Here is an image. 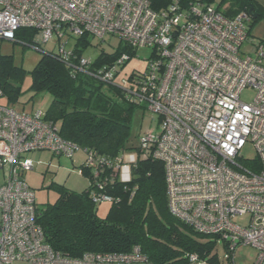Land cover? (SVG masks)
<instances>
[{"label":"built area","instance_id":"2783aa9c","mask_svg":"<svg viewBox=\"0 0 264 264\" xmlns=\"http://www.w3.org/2000/svg\"><path fill=\"white\" fill-rule=\"evenodd\" d=\"M248 12L225 16L213 4L186 7L171 0L155 11L149 0H0V39L15 40L22 28L35 31L39 47L70 34L102 42L119 39L133 53L96 66L75 48L59 44L58 58L71 77L122 89L127 99L151 114L157 129L140 134V156L163 163L169 212L198 233L221 239L228 264L235 250L251 246L252 264H264V59L263 45L252 40L255 55L241 51L249 35ZM35 47V48H36ZM145 51L143 70L124 69ZM250 102L241 100L246 88ZM1 96V90H0ZM251 142L256 159L241 149ZM82 149L60 136L45 111H17L0 104V264H152L138 246L128 252H84L71 257L46 242L36 222L35 192L23 178L34 166L26 153L49 151L71 158ZM81 164L94 178L90 196L111 202L105 179L130 178L135 152L111 164L94 150ZM38 163V162H37ZM110 169L109 175H105ZM103 178V181H97ZM248 216L247 223L236 221ZM190 262L198 261L196 254Z\"/></svg>","mask_w":264,"mask_h":264},{"label":"trees","instance_id":"16d2710c","mask_svg":"<svg viewBox=\"0 0 264 264\" xmlns=\"http://www.w3.org/2000/svg\"><path fill=\"white\" fill-rule=\"evenodd\" d=\"M149 2L153 10L159 11L171 0ZM191 3H212L227 17L240 11L248 12L252 7L256 17L248 12L251 17L249 33L252 24L264 18V7L258 0H179L182 7ZM34 37L35 31L31 29L15 32V39L26 43L34 42ZM79 40L87 42L85 37ZM122 52L131 54L133 50L119 45L111 54L101 53L94 64L109 63ZM30 73L31 89L45 90L51 95L46 118L59 123L62 138L85 151L94 150L111 164L128 152L137 155L130 165L128 181L117 177L105 179L103 191L112 196V201L104 216L96 213L97 203L90 196L94 178L87 170L81 167V173L89 181L86 190L74 191L55 184L56 200L38 206L36 214V222L52 249L78 257L84 252H128L138 246L152 264H199L189 261L190 254H196L199 262H214V238L198 233L169 212L163 163L159 159L140 156V132L137 144L132 141L133 112L144 109L131 103L117 86L96 83L84 75L71 77L57 53H43ZM24 74L13 64L11 56L0 55L1 96H6L9 103L19 98L18 82ZM109 171L107 169L105 175H109ZM97 181H103V178Z\"/></svg>","mask_w":264,"mask_h":264},{"label":"rangeland","instance_id":"374dc122","mask_svg":"<svg viewBox=\"0 0 264 264\" xmlns=\"http://www.w3.org/2000/svg\"><path fill=\"white\" fill-rule=\"evenodd\" d=\"M247 41L241 46V51L255 55V45L252 40H258L263 45L264 51V18L257 19L251 26ZM87 38V39H86ZM56 35L53 39L45 44H40L36 47L32 42L26 43L19 40L6 41L0 39V55L11 56L15 66L21 68L25 74L18 85L21 93L19 98L9 103L6 96H0V104L14 108L17 111L32 112L35 110L46 111L50 102L51 95L45 90L31 89L32 77L31 70L38 62L43 53H57L59 44L66 39L68 48H75L81 52L86 58L96 60L101 53L111 54L119 48V39L115 36L107 35L105 40L100 42L96 38L86 35L83 43L79 37L70 34L65 36L60 41L56 40ZM36 47V48H35ZM140 58H132L126 65L124 71L129 74L133 67L143 70L145 67V51H139ZM264 65V59L262 61ZM17 84V83H16ZM254 96V90L250 87L244 89L240 95L241 100L250 102ZM143 112V113H142ZM151 114L142 109H136L132 115L131 136L134 145L137 144V135L146 130H156L155 121L150 119ZM59 123H57L58 125ZM242 155L247 159H256V150L251 142L246 144L241 149ZM25 156L34 161V166L31 170L24 172L23 178L27 184L35 192V201L38 206H44L47 203H53L57 198L55 184H60L74 191H83L88 187V178L81 173V164L85 158V152L82 149L77 150L71 158L65 156L53 155L51 152L43 150L26 153ZM38 162V163H37ZM4 169L0 165V185L4 181ZM110 206L109 202H98L96 204V213L98 216H104ZM236 221L247 223L248 216L237 217ZM207 241V239H205ZM215 240V238H214ZM212 254L215 256L214 262L205 260V264H228L229 261L225 258V248L221 239L215 241ZM256 255V251L251 246H239L234 253V264H252ZM25 264V263H15Z\"/></svg>","mask_w":264,"mask_h":264},{"label":"water","instance_id":"95a60500","mask_svg":"<svg viewBox=\"0 0 264 264\" xmlns=\"http://www.w3.org/2000/svg\"><path fill=\"white\" fill-rule=\"evenodd\" d=\"M248 12L253 15V17H256V14L252 12V7L249 8Z\"/></svg>","mask_w":264,"mask_h":264},{"label":"crops","instance_id":"0c3cea01","mask_svg":"<svg viewBox=\"0 0 264 264\" xmlns=\"http://www.w3.org/2000/svg\"><path fill=\"white\" fill-rule=\"evenodd\" d=\"M258 2L264 7V0H258Z\"/></svg>","mask_w":264,"mask_h":264},{"label":"bare ground","instance_id":"6f19581e","mask_svg":"<svg viewBox=\"0 0 264 264\" xmlns=\"http://www.w3.org/2000/svg\"><path fill=\"white\" fill-rule=\"evenodd\" d=\"M212 4V3H211ZM87 39V38H86Z\"/></svg>","mask_w":264,"mask_h":264}]
</instances>
